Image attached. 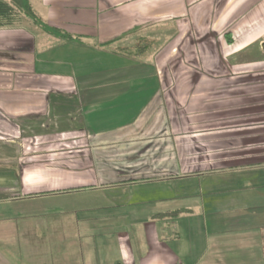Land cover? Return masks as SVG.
I'll return each mask as SVG.
<instances>
[{"label": "crops", "instance_id": "crops-1", "mask_svg": "<svg viewBox=\"0 0 264 264\" xmlns=\"http://www.w3.org/2000/svg\"><path fill=\"white\" fill-rule=\"evenodd\" d=\"M30 3L79 41L0 27V220L82 264H264V0ZM161 29L211 71L116 51Z\"/></svg>", "mask_w": 264, "mask_h": 264}, {"label": "rangeland", "instance_id": "rangeland-1", "mask_svg": "<svg viewBox=\"0 0 264 264\" xmlns=\"http://www.w3.org/2000/svg\"><path fill=\"white\" fill-rule=\"evenodd\" d=\"M164 30L165 32L161 29L159 33L150 32L152 35L146 33L143 38H139L138 42L134 45H130L128 49H133L137 45H148L146 46V50H149L153 45L152 41H161V44H159L161 48H164L162 56L165 71H167L169 64L175 71H179L181 74L184 71L185 64L187 67H191L193 71H211L212 68L209 67V63L207 66L203 65L201 58H199L200 64L196 63L197 56H194V52L198 55L200 51L197 45L190 49L192 50L191 52L186 51V46H188V44H184L183 41L189 40L190 38L184 37L183 34L176 38L169 46L168 50L166 47L167 45L162 43V41L167 38L166 29ZM150 36L154 39H151ZM203 46L206 47V43ZM262 46L264 48V43ZM173 48H176V51L173 52ZM185 54L188 58L187 60H185ZM190 56L191 59H189ZM210 56V53H208V58H210ZM184 61L186 63H184ZM189 61H193V65H190ZM175 78L183 79V76L181 75ZM11 208L12 205L10 203H0V217L11 213ZM40 222L41 221L31 222L33 223L32 229H34V231H36V229L39 230L40 235L38 236L33 234L24 235L22 229L21 233H18V231L15 232V230L18 229V227H15L16 221L12 223L11 220H0V264H82L83 259H81V254H83L84 261L87 263V252L79 253L72 249L75 248L71 241L73 239L72 236H63V244L60 245L61 237L54 236L56 229L51 225L40 224ZM59 247H61L60 251ZM62 248H67V251L61 253L64 251Z\"/></svg>", "mask_w": 264, "mask_h": 264}, {"label": "trees", "instance_id": "trees-1", "mask_svg": "<svg viewBox=\"0 0 264 264\" xmlns=\"http://www.w3.org/2000/svg\"><path fill=\"white\" fill-rule=\"evenodd\" d=\"M26 21L41 29L43 32L57 37L64 41H79L78 38L71 36L55 27L49 26L40 16L36 14L30 0H0V27H17ZM148 46V45H146ZM145 45H137L133 49H117L120 54L135 57L145 52ZM177 211L172 212L176 214ZM171 214V215H172Z\"/></svg>", "mask_w": 264, "mask_h": 264}]
</instances>
